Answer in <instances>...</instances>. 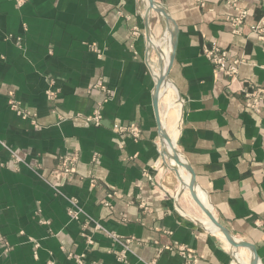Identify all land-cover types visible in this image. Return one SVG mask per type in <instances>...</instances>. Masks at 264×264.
I'll list each match as a JSON object with an SVG mask.
<instances>
[{
  "label": "crops",
  "instance_id": "0c3cea01",
  "mask_svg": "<svg viewBox=\"0 0 264 264\" xmlns=\"http://www.w3.org/2000/svg\"><path fill=\"white\" fill-rule=\"evenodd\" d=\"M153 1L174 28L160 123L175 132L180 161L217 221L253 244L264 264V101L255 112L246 98L251 86L264 89V40L251 30L264 24V0ZM147 7V0H27L20 7L0 0V264H79L69 255L83 264H185L183 249L193 264H236L231 246L180 210L190 212V194L202 211L191 191L177 198L180 181L161 153L153 105L160 65H151ZM240 11L246 14L236 24ZM154 16L162 17L151 9L149 29ZM164 23L162 38L150 36L159 49L170 33ZM213 43L243 58L234 79L203 55ZM96 108L100 126L85 120ZM131 123L138 138L119 130ZM70 151L79 156L75 174L56 191L39 174ZM12 152L24 163L15 165ZM111 192L108 208L101 201ZM69 200L83 210L77 220L67 213Z\"/></svg>",
  "mask_w": 264,
  "mask_h": 264
},
{
  "label": "built area",
  "instance_id": "2783aa9c",
  "mask_svg": "<svg viewBox=\"0 0 264 264\" xmlns=\"http://www.w3.org/2000/svg\"><path fill=\"white\" fill-rule=\"evenodd\" d=\"M24 0H17L18 3H22ZM246 14L245 11H240L239 16L235 17V23L241 24L242 17ZM260 24L257 23V26L255 27L256 30L253 32H257L258 38L260 40H264V35L262 32L264 31V25L260 30ZM251 28H254L253 25ZM133 33H136V29L133 31ZM203 55L211 61L215 68L221 72H223L225 75L230 76L231 78H235L239 66L244 62L243 58L239 57H230L228 56L227 52L225 50H222L217 44L213 43L209 47H204L203 49ZM252 90L246 93V98L249 100L250 108H252L255 112H258L260 110V104L262 101H264V89L263 88H256L254 86H251ZM11 105L13 108L17 110V112L21 115H29L27 111H24L23 109L18 108L17 103L14 100H11ZM85 120L89 122L90 124L94 126H100L102 124V116L100 114V109L96 108L94 109L93 113L89 116L85 117ZM119 130L126 131L132 135V137L139 136L140 128L137 124L131 123L127 125H123L122 127H119ZM78 153L75 151L68 152L64 155L59 156V161L57 165L51 169L46 174H39L40 178L45 181L49 186H51L56 191H59V187L69 182L72 179L73 172L75 170L77 161H78ZM12 160L15 165H19L21 163H24L22 158L18 156L16 153L12 152ZM34 170L36 166H29ZM115 193H107L105 196V199L102 200V203L105 206H110V203L108 202L109 198L113 196ZM70 201V207L68 208V213L71 214L72 217H76L78 213L82 212V209L79 208V206L75 203L73 200ZM38 212V211H37ZM185 249L181 251L182 255L185 257V264H193L196 260L193 256H191L188 253H184ZM120 256L122 253L120 252ZM119 258V257H118ZM81 263L82 260H80ZM146 264H156L155 259L146 261Z\"/></svg>",
  "mask_w": 264,
  "mask_h": 264
},
{
  "label": "bare ground",
  "instance_id": "6f19581e",
  "mask_svg": "<svg viewBox=\"0 0 264 264\" xmlns=\"http://www.w3.org/2000/svg\"><path fill=\"white\" fill-rule=\"evenodd\" d=\"M147 6H149V0H147ZM154 7H156L157 9H159L155 5V3H154ZM153 10L156 11L155 8H153ZM158 13H159L160 16H162L165 19L164 15H162L161 12H158ZM165 21L167 22V26L170 29V33H169L168 37L166 36L167 37L166 38L164 36V39L166 38V44L164 46H162L161 49H159V47H157L156 45H153L151 43V46L154 48V50L158 51L159 55H161V57H162L160 59V62H159V65H160V74H159V77L157 79V82L158 81L160 82V86H159V89H158V97H159L160 89H161L164 81L167 78V70H168V67H169L170 59H171L172 45H173V32H172L173 31V24H172L171 20L167 21L165 19ZM159 42H160V40H159ZM161 123H160V125H161V139H160V142H161L160 143L161 144V153L163 155H166L169 158L171 167L177 169L178 174H179V177L181 178L179 180L180 181V186H179V190H178V193H177V198H178V196L181 193H183L186 190H190L189 187L191 185V174L187 171V165H182L183 163L180 161L179 154H178L177 150L174 147L175 146V141H176V134H175V132H172V131H170L168 129V126H167V124H166V122L164 120H162ZM173 157H177L180 162L175 161ZM182 167L184 168L185 172L189 175V180H187L185 178L186 174L183 172ZM193 191L197 195V197L200 200V202L205 207H207L208 210L211 211V208L209 206L206 193L201 188H199L196 184L193 185ZM180 210H181V212L186 213L187 215H190V217H192L193 219H195L203 227L209 229L210 231H214L215 233H217V235H219V237H221L228 246H231L232 247V250H233L234 261H235L236 264H250V261H251V259L253 257L252 256V252L249 249L245 248V247H237V248L233 247L227 241V239L225 238L224 234L219 229V227H217L213 223V221L207 216V214L202 209L201 210L203 212L201 211V215H196V216L193 215L190 212H185L182 208ZM233 238H235V237H233ZM235 239L238 240L237 238H235ZM244 249L249 252L247 254V261H244V260H241L240 259L241 254L244 253V251H245ZM249 254H250V256H249ZM257 264H258V261H257Z\"/></svg>",
  "mask_w": 264,
  "mask_h": 264
},
{
  "label": "rangeland",
  "instance_id": "374dc122",
  "mask_svg": "<svg viewBox=\"0 0 264 264\" xmlns=\"http://www.w3.org/2000/svg\"><path fill=\"white\" fill-rule=\"evenodd\" d=\"M27 0H24L22 3H18L17 2V0H15V3H16V6H18V7H20L21 5H23L25 2H26ZM238 0H226V2L227 3H232V4H236V2H237ZM245 16V15H244ZM263 23H261L260 24V30H261V28L263 27ZM257 26V23L256 24H254L253 25V27L254 28H251V30H252V32L253 31H255L256 30V27ZM165 27H166V25H165V23H164V19L162 18V17H158V16H154V20H153V22L151 23V26H150V29H149V35L152 37V38H154V39H159V38H162L163 37V31L165 30ZM173 30H174V28H173ZM257 32H255V34H256ZM258 34L259 33H257V36H258ZM17 41L19 42L20 41V39L19 38H17ZM159 53H158V51H156V50H154V49H152L151 48V56H150V58H151V65H152V67H153V70H157V68H158V66H159V62H160V59H159ZM175 99L177 100V98H176V95H175ZM176 103H178L177 101H176ZM10 105H11V103H10ZM11 107H12V105H11ZM19 108V107H18ZM15 109V108H14ZM21 109V108H20ZM16 110V109H15ZM17 111V110H16ZM18 113V112H17ZM134 138H138V136L137 137H134ZM71 152V151H70ZM76 152V151H75ZM68 153V152H67ZM66 154V153H65ZM11 157H12V153H11ZM23 160V159H22ZM58 161H59V157H58ZM58 161H57V163H58ZM78 161H79V158H78ZM78 161H77V163H78ZM57 165V164H56ZM55 165V166H56ZM77 165V164H76ZM54 166V167H55ZM0 167H4V165L3 164H1L0 163ZM75 169H76V167H75ZM74 174H75V170H74V172H73V175H72V178H73V176H74ZM187 191H190V190H187ZM111 193H114V192H111ZM110 193V194H111ZM190 193V192H189ZM114 195L115 194H113V196L112 197H114ZM189 196H190V194H188V197L185 199V201H184V205H185V207L187 208V210H189L193 215H200V212L198 211V209H197V207H196V205H195V203H193V201H191V199L189 198ZM112 197H110V198H112ZM104 199H105V197H104ZM103 200V199H102ZM102 202V201H101ZM108 202L110 203V206H105L103 203V205L105 206V207H108V208H112V205H111V202H110V200H108ZM76 203V202H75ZM183 204V203H182ZM183 205V206H184ZM70 206H68V208H69ZM68 208H67V213H68ZM80 208V207H79ZM81 214H84L83 213V210H82V212L81 213H78L77 215H76V217H72L71 216V214L70 213H68V215H69V217L71 218V219H74V220H77L79 217H80V215ZM87 221L88 222H91V221H93V222H95L92 218H90V217H88L87 216ZM95 225L97 226V227H100L97 223H95ZM84 235V234H83ZM114 239H116V240H118L120 237H118V236H116V235H111ZM87 241L90 243V239H89V237H88V239H87ZM129 241L130 240H128V239H126V240H123V242H121L122 243V245H123V249L121 250V253H122V255L120 256L119 255V259H124L125 258V253H126V251L128 250V243H129ZM4 250H5V248H4ZM8 250V246L6 247V251ZM244 253L245 254H247V252H246V250L244 251ZM69 256H71V257H73L74 259H75V261H77L79 264H83V263H81L80 262V260H82V256L80 255V256H75V255H69ZM244 256V254L242 253V257ZM244 258V257H243ZM153 260V259H152Z\"/></svg>",
  "mask_w": 264,
  "mask_h": 264
},
{
  "label": "water",
  "instance_id": "95a60500",
  "mask_svg": "<svg viewBox=\"0 0 264 264\" xmlns=\"http://www.w3.org/2000/svg\"><path fill=\"white\" fill-rule=\"evenodd\" d=\"M155 8V10L157 12H161L162 15H164L165 19L167 21L170 20V18L167 16V14L162 10V9H157L156 7H154V1L153 0H149V6L146 9V14H145V19H146V36H147V41H148V47L151 50V43H150V35H149V26H148V14L149 11L151 9ZM173 32V45H172V51H173V46H174V30ZM171 59H172V53H171ZM171 59H170V63H171ZM169 63V66H170ZM169 68V67H168ZM168 72V70H167ZM160 86V82H156L155 86H154V91H153V105H154V110L158 119V126H159V131H161V125H160V119H159V112H158V89ZM161 137V135H160ZM175 161L180 162L178 160L177 157H173ZM179 164V163H178ZM176 174L178 179L180 180L181 178L179 177L178 171L175 168H172ZM187 171L191 174V185L189 187L190 191H191V197L193 198V200L197 203V205H199V207L207 214V216L213 221V223L219 227V229L222 231V233L224 234L225 238L227 239V241L235 248L237 247H245L247 249H249L252 252V259L250 261V264H257L258 261V256L255 250V247L253 244L246 242V241H242V240H236L235 238H233V236L229 233V231L223 226L221 225L217 219L215 218V216L213 215V213L207 209V207H205L200 200L198 199L197 195L194 193L193 191V185L195 184V180H194V175H193V171L191 169V167L187 164Z\"/></svg>",
  "mask_w": 264,
  "mask_h": 264
}]
</instances>
